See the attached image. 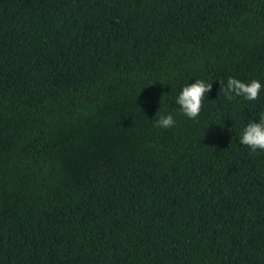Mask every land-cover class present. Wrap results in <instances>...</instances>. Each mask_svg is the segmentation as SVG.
Segmentation results:
<instances>
[{
	"label": "trees",
	"instance_id": "trees-1",
	"mask_svg": "<svg viewBox=\"0 0 264 264\" xmlns=\"http://www.w3.org/2000/svg\"><path fill=\"white\" fill-rule=\"evenodd\" d=\"M261 116L264 0H0V264H264Z\"/></svg>",
	"mask_w": 264,
	"mask_h": 264
},
{
	"label": "clouds",
	"instance_id": "clouds-1",
	"mask_svg": "<svg viewBox=\"0 0 264 264\" xmlns=\"http://www.w3.org/2000/svg\"><path fill=\"white\" fill-rule=\"evenodd\" d=\"M262 85L258 80L249 83L229 77L226 85L220 87L226 98L231 101L235 97H243L247 101H255L259 98ZM212 91V84L204 80H195L192 84L184 86L175 99L181 112L188 119L195 120L203 108L205 97ZM176 121L172 114H161L156 120V127L172 128ZM239 143L249 148L252 152L264 151V116L258 122L249 123L240 136Z\"/></svg>",
	"mask_w": 264,
	"mask_h": 264
}]
</instances>
